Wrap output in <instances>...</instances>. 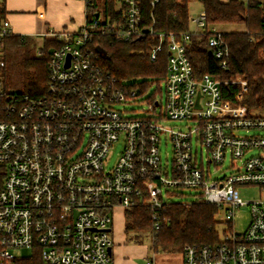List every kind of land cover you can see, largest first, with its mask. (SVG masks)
<instances>
[{"label": "built area", "instance_id": "2783aa9c", "mask_svg": "<svg viewBox=\"0 0 264 264\" xmlns=\"http://www.w3.org/2000/svg\"><path fill=\"white\" fill-rule=\"evenodd\" d=\"M6 1L0 0V264H38L37 257L42 264H115L116 211L148 206L159 230L164 196L180 189L197 190V202L216 206L218 224L227 225L219 243L187 246L183 264H264V201L244 202L239 192L248 186L264 191V115L241 104L247 81L196 77L187 54L193 32L170 33L164 103L155 100L142 117L117 110L136 101L137 92L100 69L94 37L129 42L152 33L141 27L140 0H121L120 20L98 14L77 31L44 34L61 43L48 61L45 93L12 91L5 44L17 34ZM80 1L86 12L94 2ZM205 18L203 12L193 22L204 30ZM209 45L216 57H228L222 32L213 30ZM160 50L161 44L153 48L151 58ZM223 85L240 89L236 102L224 99ZM167 121L185 122V129L169 128ZM164 141L172 146L167 163ZM227 157L232 173L211 179L210 166L221 167ZM242 207L249 208L250 222L237 233L233 221ZM22 250L32 255L17 254Z\"/></svg>", "mask_w": 264, "mask_h": 264}, {"label": "trees", "instance_id": "16d2710c", "mask_svg": "<svg viewBox=\"0 0 264 264\" xmlns=\"http://www.w3.org/2000/svg\"><path fill=\"white\" fill-rule=\"evenodd\" d=\"M121 0H94L87 7V21L90 23L98 14L112 21L121 19L117 5ZM140 0L142 10L141 27H152V33L145 34L129 42H118L110 35L98 34L94 37V48L98 55V65L105 75L116 79L117 83L142 80L138 88L131 86L140 97L152 84L157 83L160 98L167 76L169 59L168 34L179 35L190 30L189 0ZM205 13L203 33H192L187 54L192 62L196 77L209 74L220 80L245 78L248 93L241 102L252 112H264V0H198ZM4 14V10L3 13ZM243 25L244 31L222 32L227 44L228 57L218 58L209 45L213 27ZM164 35L162 42L160 35ZM158 36V37H157ZM193 36V37H192ZM32 38V37H31ZM30 36L14 35L6 41L7 69L9 52L23 49ZM45 47L37 57L31 48H26L20 66L25 76V92L42 95L48 84V61L52 50L60 46L54 38H44ZM161 44L156 58H151L153 48ZM223 61L227 66L222 67ZM226 101L236 102L238 87L222 86ZM156 102H152V105ZM216 206L196 202L194 204L167 203L161 210L160 229L153 230V211L148 206L137 205L125 211L127 233H150L156 252L182 253L187 246H208L219 243ZM33 260V259H32ZM30 260L20 264H29ZM38 264H42L37 257Z\"/></svg>", "mask_w": 264, "mask_h": 264}, {"label": "rangeland", "instance_id": "374dc122", "mask_svg": "<svg viewBox=\"0 0 264 264\" xmlns=\"http://www.w3.org/2000/svg\"><path fill=\"white\" fill-rule=\"evenodd\" d=\"M9 0L6 1V4H8ZM31 3V0L25 3V11H34V7H29ZM51 8V7H50ZM48 9V13L50 15L54 14V9ZM189 8V15H190V30L194 31L196 29V24L192 22V18L198 17V15L204 11V8L202 4L198 0H189L188 3ZM219 30H223L226 32H232V31H244L245 27L243 25H228V26H220L218 28ZM31 38V37H30ZM28 45L23 46V49L14 50L12 52H9V62H8V70H7V86L12 91L17 92H24L25 91V76L24 71L21 68V60L23 57V54L26 52V48H31L34 51L35 56L40 57L41 53L40 51L44 49L45 47V41L44 37L40 36H32L31 39L27 40ZM242 79H245L241 77ZM246 80V79H245ZM247 81V80H246ZM126 85L135 86L138 88V93L140 94V87L139 84L142 83V80H130L124 82ZM161 88L163 89V83L160 84ZM248 93V91H247ZM246 93V94H247ZM245 94V95H246ZM155 100H159L161 103H164V97L159 96L158 93V85L157 83L152 84L144 93L137 98L136 101L128 104H117L115 105V108L117 110L123 111L126 113L127 116L132 117H142L147 116L150 114V109L152 107V102ZM159 112V109L156 110ZM257 113V112H256ZM259 115H264V112H258ZM165 126L173 129H185V122H176V121H167L164 124ZM258 133L255 131H251L250 133H247L245 131H242L241 135H248ZM122 149L121 143H119L115 148L112 150L110 155V165H113L114 162L117 160L120 152ZM200 149V148H199ZM205 154V152H204ZM251 154H258L257 151H253ZM161 157L164 163H167V161L171 162L172 160V146L169 142L165 143V141L161 144ZM232 162L230 157H227L225 162L221 167H215L213 165L210 166V178L213 180H219L223 178L224 176L229 175L232 173ZM239 192L241 194V198L244 202H250V201H264V191L261 190V188L257 186H248V187H240ZM197 190L193 189H180V190H170L169 195H165L164 199L168 203H183V204H194L197 202ZM223 215V211L220 210V216ZM123 212L121 209L117 210V219L122 220ZM126 222V220H124ZM250 222V211L248 207H242L237 210L235 214V218L233 221L234 231L237 233H243L247 229ZM218 232L226 230L227 225L221 224L218 225ZM129 237V241L133 243H140L143 245H146L149 250L152 246V237L150 233H144V232H131L127 235ZM17 254H23L24 256H31L32 252L30 250H22L21 252H17ZM180 257V254L178 253H169L164 251H159L157 255V260L159 261L158 264H176V259ZM152 259V254L150 257V260ZM138 263L145 264V260L138 259ZM173 261V262H172Z\"/></svg>", "mask_w": 264, "mask_h": 264}, {"label": "crops", "instance_id": "0c3cea01", "mask_svg": "<svg viewBox=\"0 0 264 264\" xmlns=\"http://www.w3.org/2000/svg\"><path fill=\"white\" fill-rule=\"evenodd\" d=\"M29 0H9L5 5V13L8 17L13 31L21 36H40L44 37L49 31H77L87 23L86 5L80 0H31L29 7H34V11H25V3ZM228 3L230 0H221ZM54 9V14L50 15L48 9ZM202 11L201 13H203ZM200 13V14H201ZM199 14V15H200ZM198 15V16H199ZM103 16V15H102ZM192 18V22H193ZM220 26L213 27V30H219ZM193 33H203L202 29L196 26ZM119 210V209H118ZM122 210V209H121ZM122 220L117 219V211L112 231L114 245L112 248V256L115 264H141L138 259L145 260V264L149 261L152 264H158V252L153 249V240L151 249L146 245L133 243L129 241L128 233L125 230L126 222L124 211ZM152 254V259L150 260ZM176 259V264H183L182 253ZM173 262V261H172Z\"/></svg>", "mask_w": 264, "mask_h": 264}, {"label": "water", "instance_id": "95a60500", "mask_svg": "<svg viewBox=\"0 0 264 264\" xmlns=\"http://www.w3.org/2000/svg\"><path fill=\"white\" fill-rule=\"evenodd\" d=\"M112 252V250L110 249V253Z\"/></svg>", "mask_w": 264, "mask_h": 264}, {"label": "bare ground", "instance_id": "6f19581e", "mask_svg": "<svg viewBox=\"0 0 264 264\" xmlns=\"http://www.w3.org/2000/svg\"><path fill=\"white\" fill-rule=\"evenodd\" d=\"M158 37V36H157ZM193 37V36H192ZM192 63V62H191Z\"/></svg>", "mask_w": 264, "mask_h": 264}]
</instances>
